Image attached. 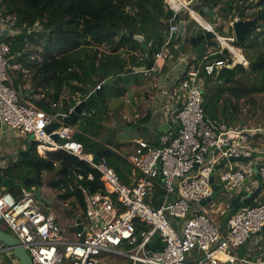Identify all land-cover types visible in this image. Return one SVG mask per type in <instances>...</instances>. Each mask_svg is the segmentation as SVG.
I'll return each instance as SVG.
<instances>
[{"label": "built area", "instance_id": "1", "mask_svg": "<svg viewBox=\"0 0 264 264\" xmlns=\"http://www.w3.org/2000/svg\"><path fill=\"white\" fill-rule=\"evenodd\" d=\"M198 1L164 0V4L173 14L187 15L205 30L215 32L216 27L205 22L194 9ZM239 20L235 16L226 24L232 30ZM13 26L11 17H0V36L3 30L12 33ZM176 30L177 26H171V31ZM216 38L219 46L230 54L231 63L204 57L186 67L179 86L182 104L175 114L177 132L163 136L158 146L144 140L137 142L133 153L126 157L133 169L132 185L123 184L105 158L93 162L94 155L86 152L79 140L73 139L76 125L61 123L54 131H47V127L57 120L52 111L59 104L51 103V112H47L20 97L9 73L12 67L15 68L7 59L9 46L0 40V132L8 129L22 138L29 137L36 143L39 156L61 150L87 162L100 174L105 191V194L90 193L76 182L67 187L73 194L76 190L81 191L85 203L86 221L82 220V232L74 231L71 237L53 214L42 210L35 197V187L22 188L19 197L0 187V222L20 242L32 264H63L64 261L69 264H110L106 259L111 256L127 258L131 264H187V255L193 250L202 253L199 264H221L220 256L229 264H264V254L253 257L238 254V249L251 236L263 231L264 196L260 200L257 198L256 206L231 212L224 231L208 214L207 208L212 201L200 205L201 200L212 195L210 174L223 161L226 162L213 175L215 184L223 188L218 192L222 197L231 200L234 196L231 192L241 189L253 168L257 171L258 181L264 183V162L250 165V136L259 129L232 128L223 121H210L205 115L202 103L206 77L218 75L226 66L248 65L242 52L233 46L234 34L228 38L217 32ZM165 51L162 47L154 54L156 66ZM84 98H78L74 103ZM71 111L68 108L66 113L57 111V114L65 117ZM51 135L64 142L54 141ZM230 158L246 159L249 164L231 162ZM77 179L81 180L82 176ZM87 179H92V175L88 174ZM157 188L162 191L161 196L156 195ZM253 189L249 188L247 192ZM154 202L158 206H154ZM168 217L183 220L180 228H175ZM137 225L145 229L137 231ZM156 233L161 249L153 250L149 244ZM0 251L12 255L4 250V246ZM11 260L19 264L16 259Z\"/></svg>", "mask_w": 264, "mask_h": 264}, {"label": "trees", "instance_id": "2", "mask_svg": "<svg viewBox=\"0 0 264 264\" xmlns=\"http://www.w3.org/2000/svg\"><path fill=\"white\" fill-rule=\"evenodd\" d=\"M251 1L199 0L197 3L199 10L211 7L212 11L216 8V16L222 19V25L235 16L253 23L246 41L233 43L242 50L248 65L236 64L233 68L220 71L221 84H215L216 88L209 90L203 99L204 111L208 113L223 100L226 108L229 105L236 116L240 105L257 104V96L264 94V0H256L255 4ZM252 8V12L247 13ZM165 10L164 0H0V17L5 19L9 16L14 20L13 32L3 40L9 46L7 59L10 65L15 66L9 70L12 84L17 90L22 88L21 93L39 108L51 112V103H60L55 110L66 113L70 103L84 98L95 88L98 76L114 78L86 108L85 113L90 118L80 122L83 133L78 139L88 152V148L95 144L92 138H98L105 132L108 92L117 97L123 93L118 83L127 70L128 62H134L136 54H141L144 57L141 64H144L146 59L152 60L159 51L157 37L162 34L163 26L153 14L162 17ZM181 18L188 17L184 15ZM222 25L217 28L218 31ZM135 35L142 36L143 42L135 39ZM121 51L127 57H122ZM212 58L231 63L230 54L225 49ZM34 95L40 98L36 99ZM17 157L14 169L5 171L6 177L20 183L27 177L41 181L43 174H50L47 187L59 199H72L76 216L83 221L85 203L81 191L76 190L73 194L67 187L76 182L90 193L105 194L100 174L87 162L64 151L47 152L41 157L33 142L31 156ZM113 157L117 164L113 163ZM106 162L123 184H131L126 178L131 167L124 159L111 154L106 157ZM119 165L126 175L121 173ZM88 174L92 175V179H87ZM79 175L81 180L77 179ZM5 191L19 197L22 188L12 185ZM155 192L157 196L163 194L158 189ZM218 195L221 194L218 193L214 201L218 200ZM154 206L158 203L154 202ZM230 212L227 211L222 219L227 220L226 214L229 216ZM136 229L140 231L145 227L137 225ZM5 231L10 233L7 229ZM149 247L158 250L161 243L154 240ZM239 255L243 256L245 252L240 251ZM253 256L250 253L249 257Z\"/></svg>", "mask_w": 264, "mask_h": 264}, {"label": "crops", "instance_id": "3", "mask_svg": "<svg viewBox=\"0 0 264 264\" xmlns=\"http://www.w3.org/2000/svg\"><path fill=\"white\" fill-rule=\"evenodd\" d=\"M198 5L199 4L195 5L194 7L195 10L198 8ZM216 11H217L216 8H214L212 11L210 9V11L202 18L204 19L205 22L210 23L213 26H215L216 27L215 29L217 30L218 27L220 28L219 24H217L218 20H214L213 18L208 16V15L216 16ZM187 17L189 20L190 17L189 16ZM205 17L208 19H206ZM240 20L244 21L248 19L242 18ZM227 22L224 23L223 26L225 29H222V31L224 33L230 32L229 35H226L225 37L231 38L233 37V31L231 30L230 27L227 26L226 24ZM175 47H177L178 49L177 52L175 51ZM234 47L239 49V51L242 52L240 48L236 46ZM161 48L162 47H160L159 51L161 50ZM100 49L101 50L103 49V44L100 45ZM104 49H106V47H104ZM166 50L167 51H165L164 57L162 60H160L158 66L155 65L154 59L151 60L152 68L149 70L138 71V69L146 67L147 60L149 59V58L146 59V62L144 64H141V61L144 58L142 57L141 54H136V59L134 62L132 61L128 62L127 70L122 75L121 82L118 83L119 88H123V93L119 97H117L115 95L111 96V91L108 92L110 96L107 101V109H108L107 115L108 116L114 115L116 117L112 119L113 120L112 126L105 125L106 126L105 132L102 133L98 138H92L95 143L98 141L100 142L105 141L107 137L111 133H113L115 130L121 131L122 128L130 126L131 130L124 132L123 133L124 136L126 137L133 136L136 133L141 132V131L149 132L151 136L150 140H144V141H147L149 144L153 146L160 145L161 144L160 139L163 136H166L167 134L171 132L175 133L176 129H178V125L175 119V114H176L177 109L182 104V93L179 89V86H180V79L183 75L184 70L189 64L197 63L204 57L212 58L215 54L221 53L224 49H222L219 46L216 49L207 51L203 55V57L200 59H195L194 58L195 54H192L188 51H186V53L181 55L179 53L180 52L179 46L177 44H175L173 47L168 48ZM120 54L122 55V57H127V55H125L123 51H121ZM234 66L235 65H231V66H226L224 68H233ZM130 69H132L133 72H128V70ZM220 71H219V74H220ZM219 74L208 78L207 82H206V79L204 80L203 99H204L205 94L209 90L216 88L215 84H221ZM103 80H111V82L108 83V84H111L114 78L108 77ZM228 80L229 79L227 78V80L225 81L227 82ZM204 84H206V86ZM103 90H104V87L102 88V91ZM17 91L20 92V90H17ZM63 95H65V93ZM37 96L39 95H34L33 97L36 98ZM22 98L23 100L33 103L30 99L26 97V95L23 96ZM36 99H39V98H36ZM58 104L60 106V103ZM250 109L257 110L258 109L257 104L240 105L238 114L235 116V114L233 115V112L230 106L228 105V107L226 108V105L223 104V100H220L219 103L215 105L214 109L211 110L209 113L205 111V115H206V118L210 121H217V122L223 121L232 128L259 129L258 132L250 136V147L252 149V159H251L252 163L250 165H258L259 163L264 162V121H262V123H256V118L250 116V112H251ZM249 110L250 112H248ZM147 114H148V118L146 119L145 116ZM232 115H233V118H232ZM143 119H146V120L144 121ZM106 128H111L112 129L111 132H107ZM10 138L11 137L9 136V131L0 132V166H2L3 168L7 167L6 162H8L9 159L12 160L11 153H10L11 147L8 144V142L10 141ZM140 140H143V139L137 137L135 141L125 142L121 144L112 154L119 155L122 159H124L128 163L126 157L133 153L137 142ZM27 142L29 143L30 141H27L24 138V143L22 144L23 146L19 151L24 149L25 144ZM122 149H124V151H122ZM17 153H16V156H19ZM14 162L15 161L12 160V163ZM246 162H247L246 165H248L249 161H246ZM113 163L117 164V160H115V162ZM119 167H120L119 169L121 173L124 175L125 174L124 169L121 168L120 165ZM3 172H4V169H3ZM132 172H133V169L131 167L130 174L126 176V178L129 179L131 183L130 185H132V180H131ZM258 183H259L258 174H257L256 169L253 168L252 172L247 177L246 183L238 191H242V190L247 191L249 188H255ZM157 189L160 190V188H157ZM263 196H264V191H262L261 194L258 196V200H260ZM70 214L74 215L73 211L72 212L70 211ZM226 217L228 218L227 214H226ZM218 223H219L218 228L221 231H224L227 227V220H222L221 223L220 222ZM71 226L73 225H70L69 228ZM1 229H4L3 225L1 226ZM254 238H256V242L250 243V241L253 240ZM262 238L264 240V231H262L259 234L251 236V238L238 249V254L240 253V251H244L245 255L243 256H250V253H252L255 256L257 253L256 250L259 248L257 246L258 245L257 243ZM248 245L250 246L248 247ZM2 249H3V245L1 244L0 250ZM2 254L6 255V253L3 251H2ZM260 255H256V256H260ZM201 258H202V253L197 250H193L187 255V258H186L187 264H199L198 260H200ZM220 262L221 264H224L227 261L225 260L223 256H220Z\"/></svg>", "mask_w": 264, "mask_h": 264}, {"label": "water", "instance_id": "4", "mask_svg": "<svg viewBox=\"0 0 264 264\" xmlns=\"http://www.w3.org/2000/svg\"><path fill=\"white\" fill-rule=\"evenodd\" d=\"M211 7H205L199 11L198 15L203 17L209 11ZM156 18H159L160 24L163 26L162 34L157 37V45L159 47H165V49L173 47L175 44L179 46L180 54L183 55L186 51L195 54V59H200L207 51H211L212 49H216L219 47L218 40L216 38L215 32L205 30L201 25L198 24L196 20H188L180 17L179 14H173L171 9H166L165 13L162 17H159L158 14H153ZM177 26L176 31H171V26ZM252 21L250 20H239L233 24L232 31L234 34L235 41L244 42L247 39V36L250 34L252 29ZM8 35L7 30H3L2 35L0 36V40H4V38ZM135 39L143 42V37L135 35ZM143 48H146L145 44L142 43ZM177 47H175V51L177 52ZM152 68L151 59L147 60L146 67L138 69V71H145ZM203 70V69H202ZM128 72H133L132 69L128 70ZM227 80V79H226ZM208 81V77H206V82ZM111 80H103L102 76H98L96 79L97 85L99 87L95 88L91 91L83 100L75 103H70L68 108L72 109V111L65 117H62L60 114H57V111L53 110L52 114L56 115V121H54L51 125L47 127V131L50 133L61 126V123L64 125H76L77 132L74 134L73 139L78 141V137L80 133H83V127L80 125V122L83 119L90 118L88 114L85 113L86 108L93 102L95 97L100 95L102 88L110 83ZM60 120V121H58ZM107 132H111V128H106ZM131 130V127H124L121 131L115 130L111 133L105 141H98L93 146L88 148V152L94 155L93 162L98 163L101 158H105L106 156L115 152V150L123 143L127 141H135L137 137L143 140H150L151 136L149 132H138L133 136H124L123 133ZM51 139L54 141L63 143V139H59L56 135H51ZM25 140L30 141L29 137H26ZM27 151H19L18 155L20 157H26ZM229 161L234 162H246V159L241 158H230ZM226 161L221 162L217 165L211 172L209 182L212 187V195L206 199L200 201L201 206H205L208 202H211L215 199L217 193L221 190L222 186L220 184H215L214 182V172L221 168ZM138 175V174H137ZM33 184L41 185L40 180H36L32 177L25 178L22 182H15L13 178L6 177L4 175L3 169L0 166V187L9 188L12 185L19 186L21 188H27ZM264 191V183L259 182L257 186L249 193L246 190L242 191H232L231 193L234 195L230 200L228 209L231 212L237 211L242 207L246 206H256L257 198L260 193ZM35 197L38 201H41V195L39 191H36ZM73 219L75 222L74 226H71L69 229L71 231L82 232V220L73 215ZM264 231V226H263ZM84 239V233H82L81 240ZM158 239V234H154L153 240ZM0 243L4 246L5 251H10L12 255L16 258L19 264H32V261L20 244V242L12 236L10 233L6 232L4 229L0 228ZM224 264H229V262H225Z\"/></svg>", "mask_w": 264, "mask_h": 264}, {"label": "rangeland", "instance_id": "5", "mask_svg": "<svg viewBox=\"0 0 264 264\" xmlns=\"http://www.w3.org/2000/svg\"><path fill=\"white\" fill-rule=\"evenodd\" d=\"M252 3H256V0H252ZM250 4V3H249ZM248 7V6H247ZM246 7V8H247ZM253 10L252 9H248L247 13H251ZM196 12H199V9H196ZM211 18H213L214 20H218L217 24L222 25V19L218 18L217 16H212V15H208ZM206 18V17H205ZM210 18V19H211ZM208 19V18H206ZM223 26V25H222ZM222 29H225L224 26L222 27ZM222 29H220V31H218L220 33V35L222 36H226L229 35V33H224L222 31ZM93 34V33H92ZM94 35V34H93ZM24 88V87H23ZM21 91H23V89L21 88ZM21 91L19 92L20 97L22 98L24 96L23 93H21ZM35 98V97H34ZM36 98H40L39 96H37ZM23 99V98H22ZM257 110L253 109L248 111L250 112V116L255 117L256 118V123H262V121H264V94L258 95L257 96ZM114 117L116 116H108V120L105 122L107 126H112ZM3 131H9L8 129H4ZM9 136L10 141L8 142V144L11 147V157L12 160L17 161L19 158L16 156V153L22 148V144L24 143V138H22L21 136H18L16 133H14L13 131H9ZM23 150V149H22ZM122 151H124V149H122ZM8 153V152H7ZM18 154V153H17ZM42 157V156H41ZM112 161H115L116 159L113 157L111 158ZM12 160L9 159L8 162H6V166L8 167L9 171H11L13 168L12 166ZM17 163V162H16ZM51 175L50 174H43L42 176V180H41V185H35L37 191L40 192L41 198L42 200L39 201V205L42 208L43 211L45 212H49L51 214H53L55 216V218L59 221L60 225L62 226V228L64 229L65 233L71 237H73L74 235V231H70L69 226L72 225L74 223L73 220V215L70 214V211L74 213V215L77 214V211L72 207L71 202L72 199L69 200H62L59 199L48 187H47V182L50 179ZM2 190H5V188L3 187ZM218 200L212 202V205H210L207 208L208 214L210 215V218L213 220L214 224L216 226H218V222H222V216L229 211L228 209V205L230 202V199L226 198V197H222L221 195H218ZM169 221L171 222V224L173 226H175V228L179 229L180 226L183 223V220L180 219H176V218H172V217H168ZM84 221L85 218H84ZM3 225L2 221L0 222V228ZM258 238V237H257ZM258 241V239H257ZM255 243L256 242V238H254L253 240L250 241V243ZM258 245V249L256 250V255H260V254H264V240L263 238L260 239V241L257 243ZM250 245H248L249 247ZM255 255V256H256ZM12 256L11 255H5L0 253V264H14L11 260ZM107 262L111 263V264H131V262L127 259V258H121V257H114L111 256L109 258L106 259ZM14 262H16V260H14ZM63 264H69V262L64 261Z\"/></svg>", "mask_w": 264, "mask_h": 264}, {"label": "flooded vegetation", "instance_id": "6", "mask_svg": "<svg viewBox=\"0 0 264 264\" xmlns=\"http://www.w3.org/2000/svg\"><path fill=\"white\" fill-rule=\"evenodd\" d=\"M32 143L33 142H27L26 144H25V147H24V149H23V151H27V153H26V157L27 156H31L32 155ZM15 161V160H14ZM14 165V163H12V166ZM14 167V166H13ZM8 169V167H5V169H4V175H5V171ZM33 178V177H32ZM35 185L36 184H33V187H35ZM35 190L37 191V189H36V187H35Z\"/></svg>", "mask_w": 264, "mask_h": 264}, {"label": "bare ground", "instance_id": "7", "mask_svg": "<svg viewBox=\"0 0 264 264\" xmlns=\"http://www.w3.org/2000/svg\"><path fill=\"white\" fill-rule=\"evenodd\" d=\"M40 150H42V149H40Z\"/></svg>", "mask_w": 264, "mask_h": 264}]
</instances>
